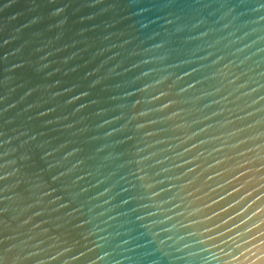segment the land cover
<instances>
[{
    "label": "water",
    "instance_id": "95a60500",
    "mask_svg": "<svg viewBox=\"0 0 264 264\" xmlns=\"http://www.w3.org/2000/svg\"><path fill=\"white\" fill-rule=\"evenodd\" d=\"M0 264H264V0H0Z\"/></svg>",
    "mask_w": 264,
    "mask_h": 264
}]
</instances>
